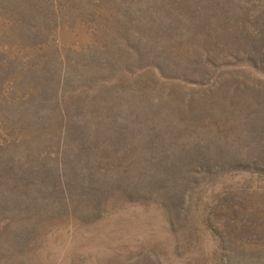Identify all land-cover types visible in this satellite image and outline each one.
Returning <instances> with one entry per match:
<instances>
[{
	"label": "rangeland",
	"instance_id": "rangeland-1",
	"mask_svg": "<svg viewBox=\"0 0 264 264\" xmlns=\"http://www.w3.org/2000/svg\"><path fill=\"white\" fill-rule=\"evenodd\" d=\"M0 264H264V0H0Z\"/></svg>",
	"mask_w": 264,
	"mask_h": 264
}]
</instances>
